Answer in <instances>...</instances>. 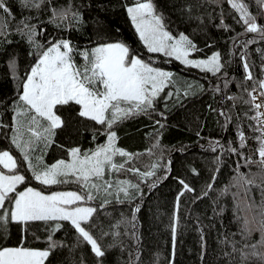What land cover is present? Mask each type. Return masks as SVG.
<instances>
[{"label": "snow or ice", "instance_id": "snow-or-ice-1", "mask_svg": "<svg viewBox=\"0 0 264 264\" xmlns=\"http://www.w3.org/2000/svg\"><path fill=\"white\" fill-rule=\"evenodd\" d=\"M204 2L213 5L226 2L238 14L233 16V20L242 25L244 30L230 39L233 47L244 49L239 54L244 70L240 80L229 77L226 68L230 61H224L219 51L212 52L206 58H190L194 53L203 52V49L188 34H173L154 0H132L124 5L135 33L148 54L146 58L125 42L109 40L104 36H98L92 42L93 46L84 48H78L69 38H49L46 42H41L37 37L45 30L31 23L33 17L23 16L20 12L22 18L18 20L10 0H0V37L6 38L13 31L14 24L15 33L26 37L32 49L28 55L33 57V63L23 75L20 74L14 57L8 62L13 79L19 83L15 96L8 105L12 112L11 123H4L0 118V130H5L3 139L8 142L6 149H0V264H45L50 254L61 246V242L54 237L64 228L65 222L77 234V244L89 245L97 258V264H103L107 248L115 245L105 247L93 235L94 228H99L101 239L109 234L93 222L98 207L111 204L113 201L107 198L109 196H114L116 203H131L133 191L143 194L140 184L152 180L149 186L155 187L160 181L168 179L172 161L169 159L166 163H160L163 151L156 154V150L161 147L159 139L148 149L147 154L155 159L151 164L145 165L144 170L137 166L141 154L128 152L116 144L118 137L115 127L119 123L138 115L151 117L153 113L166 120L163 111L157 112L156 104L162 100L167 110L169 102L174 97L179 98L178 92L165 93V89L174 83V74L157 66L156 58L165 63L174 59L186 67L211 73L220 81L212 88L214 93L223 92L230 84H235L240 89L239 95L225 93L222 99L232 102L231 107L218 111V115L223 117L222 127L225 130L235 121L236 140L227 141V146L220 139L209 140L210 150L220 153L213 161L217 165L216 172L193 202L208 197L215 190L214 184L219 165L223 162V154L238 156L243 160V164L236 163L231 183L212 201L213 205H219L220 197L231 192L233 199L237 201L238 210L243 208L245 212L244 216H237L241 223L239 232L230 234L232 237L239 235L240 239H230L225 235L220 243L231 250L222 251V255L226 258V264H264V49H256L261 58L257 76L247 52L248 46L256 43L255 37L237 42L239 36L249 33L258 34L259 39L264 40V22H258L264 21V0ZM253 5L257 9L256 15L250 11ZM15 6L37 12L47 8L50 12L48 23L63 31L85 23L79 10H74L71 5L57 8L53 0H15ZM216 27L224 31L234 30L223 18ZM206 47L212 45L208 44ZM77 57L82 62H78ZM188 87L191 89L193 86L190 84ZM199 87L201 91L204 90L202 85ZM184 95L187 96L188 91ZM6 103L0 101V106ZM239 104L246 105V110L233 115V109ZM62 110L71 112L80 120L98 125L99 127L92 128L93 141L100 135L105 136L106 140L88 150L78 146L67 148L66 158L47 164L44 162L46 150L55 144L56 131L66 127L70 119ZM245 122L250 134L245 132ZM155 124L159 125V129L165 127L161 120H156ZM159 129L157 136L161 134ZM249 142L255 145L251 152H247ZM13 149L18 156L13 154ZM117 157L122 159L117 160ZM252 165L256 166V172L241 171L242 167ZM158 169H163L162 176H157ZM192 171L196 173V169ZM125 174L135 176L137 182L119 179V176ZM113 176L116 179H112ZM177 180L182 190L176 197V210L171 225L173 256L181 197L185 192L196 191L184 179L177 177ZM32 181L38 182L43 188L75 185L77 190L45 192L32 187ZM233 188L235 191H232ZM253 189L259 192V203L253 195ZM101 194L103 199H100ZM98 199L99 205L92 206L91 202ZM139 211L140 207L137 205L131 210V220L125 218L112 226L118 229L122 223H126L132 229L124 235L135 242V247L128 252L129 259L124 264H143L140 237L135 223ZM212 211L215 215H220L224 209L220 207L217 211V207H213ZM9 224L21 226L20 240L15 246L3 243ZM33 224L43 226L47 247L40 249L27 246L28 229ZM254 232L259 233L258 240H252ZM111 234L114 237L120 235L118 231ZM200 236L203 259L205 241L202 226ZM33 237L41 239L35 233ZM169 264H173L171 259Z\"/></svg>", "mask_w": 264, "mask_h": 264}, {"label": "trees", "instance_id": "trees-1", "mask_svg": "<svg viewBox=\"0 0 264 264\" xmlns=\"http://www.w3.org/2000/svg\"><path fill=\"white\" fill-rule=\"evenodd\" d=\"M53 2L57 8L71 5L74 10H79L85 23L82 26L71 28L69 31H63L48 23L50 12L47 8L40 12L18 9L15 6V0H10L13 11L17 12L18 20L22 18L19 14L22 12L23 16L33 17L31 23L37 24L38 28L45 30L42 35L37 37L41 42H46L49 38H69L78 48H84L93 46L92 42L98 36H104L109 40L123 41L131 49L139 52L142 57H147L148 54L139 41L124 8V5L131 3L132 0H53ZM154 3L158 11L163 13L173 34L184 32L195 41L198 47L203 49V52L194 53L195 57L204 58L214 51H219L224 61H230L226 68L229 77L234 80L243 78L244 70L239 54L244 49L233 47L230 37H236L244 29L242 25L235 23L233 16L238 14L226 2L213 5L205 3L204 0H154ZM250 11L253 15L257 14L254 5L250 7ZM222 18L232 26L233 31H224L216 27ZM258 22L264 21L258 20ZM14 28L13 24V31L6 38L0 37V101L7 102L0 106V118L4 123L9 124L12 112L8 109V105L11 104L15 96L19 82L13 79L8 62L14 57L21 75L33 63V57L28 55L32 49L26 37L15 33ZM254 37L256 43L249 45L247 52L249 61L254 65L255 74L259 76L261 58L256 49H264V40H260L258 34L249 33L246 36H239L237 42ZM5 41H11V43ZM208 44H211L212 47H206ZM76 59L78 62H82L79 57ZM156 60L157 66L174 74V83L165 89V93L168 91L178 92L179 98L174 97L169 102L167 110H165L162 100L156 104L157 112L163 111L167 117L166 120L153 113L151 117L138 115L119 123L115 127L118 137L116 144L128 152L141 154L137 166L144 170V166L151 164L155 159L147 154L148 149L159 139L161 147L156 150V154L159 155L160 151H163V159L160 163H166L169 159L172 161L169 177L160 181L155 187L149 186L152 180L140 184L143 194L133 191L131 203L126 201L120 204L115 202L114 196L107 197L113 202L103 208L98 207L93 222L109 234L104 235L101 239L99 228H94L93 235L105 247L115 245L107 248L103 264H124L129 259L128 252L133 251L135 247V242L128 235H124L126 231L130 232L132 229L126 223H122L118 229L112 226L125 218L131 220V210L139 205L140 211L137 213L135 223L136 231L140 237L143 264H157V259L158 264H169L170 259L173 264H226V258L222 255V251L231 249L225 248L220 242L225 238V235H228L230 239H240L239 235L232 237L230 234L239 232L241 223L237 220V216H244L245 212L243 208L238 210L237 201L233 199L231 192L220 197L219 205H213L212 201L231 183L236 163L243 164V160L238 156L223 154V162L219 165V172L214 184L215 190L211 191L204 199L195 203L193 200L211 182V178L216 172L217 165L213 161L220 153L210 150L209 140L220 139L225 146H227V141L236 140L235 121L225 130L222 127L223 117L218 115V111L221 108L231 107L232 102L222 99L225 93L239 95L240 89L235 84H230L228 89H224L223 92L214 93L212 88L220 81L211 73L186 67L174 59L167 63L160 58H156ZM190 84L193 86L191 89L188 87ZM199 85L203 86V91ZM185 91H188L187 96L184 95ZM246 108V105L239 104L233 109V115L237 112L242 113ZM213 109L217 111H213ZM62 111L70 119L66 127L56 131L55 144L46 150L44 162L47 164H51L57 159L66 158L65 149L67 148L78 146L83 150H88L95 147L97 143H104L106 140L105 136L100 135L97 140L93 141L92 128L99 127L94 125V122L80 120L71 112ZM156 120H161L165 127L159 129V125L155 124ZM246 123L245 132L250 134ZM157 129L161 133L159 136H157ZM4 131L0 130V149L8 147V142L3 139ZM249 143L250 147L247 152H251L255 147L253 142ZM60 145L64 147L61 148ZM13 154L18 156L14 149ZM116 159L122 158L117 157ZM192 169H196L198 174L193 173ZM241 171L244 173L256 172L257 168L255 165L245 166L241 168ZM162 175L163 169H158L157 176ZM177 177L184 179L196 191L195 193L185 192L181 197L179 227L175 255L173 256L171 225L176 210V197L182 190ZM112 179H116V176H113ZM119 179L137 182V178L131 174L121 175ZM31 186L45 192L77 190L75 185L43 188L36 181H32ZM232 191L235 189L233 188ZM120 195L123 198V194ZM253 195L259 203L260 196L256 189H253ZM100 199H103V194L100 195ZM99 203V199L91 202L93 206H97ZM213 207H217V211L222 207L224 211L220 215H215L212 211ZM201 226L205 241L203 259H201ZM117 231L120 235L114 237L111 233ZM33 233L40 236L41 239H34ZM20 236L21 226L9 224L8 233L3 243L15 246L19 243ZM54 239L60 241L61 246L50 254L45 264H97V258L91 252L90 246L86 243L77 244V234L67 222H65L64 228L56 233ZM258 239L259 233L254 232L252 240ZM27 246L40 249L47 247L42 225L33 224L29 227Z\"/></svg>", "mask_w": 264, "mask_h": 264}, {"label": "rangeland", "instance_id": "rangeland-1", "mask_svg": "<svg viewBox=\"0 0 264 264\" xmlns=\"http://www.w3.org/2000/svg\"><path fill=\"white\" fill-rule=\"evenodd\" d=\"M190 58H197V59H199V57H195L193 54H192V56H190ZM200 58H202V57H200ZM204 58H206V57H204ZM163 69V68H162ZM165 70V69H164ZM167 71V70H166ZM116 131V130H115ZM64 191H67V190H64ZM93 206V205H92Z\"/></svg>", "mask_w": 264, "mask_h": 264}]
</instances>
